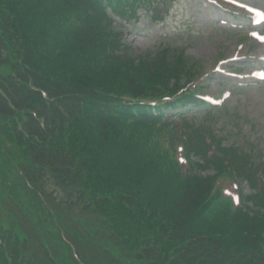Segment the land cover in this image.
Wrapping results in <instances>:
<instances>
[{
    "label": "trees",
    "instance_id": "obj_1",
    "mask_svg": "<svg viewBox=\"0 0 264 264\" xmlns=\"http://www.w3.org/2000/svg\"><path fill=\"white\" fill-rule=\"evenodd\" d=\"M151 1L0 0V197L25 218L1 207L0 264H264V177L212 110L182 114L207 106L202 67L169 46L136 57L115 25Z\"/></svg>",
    "mask_w": 264,
    "mask_h": 264
},
{
    "label": "rangeland",
    "instance_id": "obj_2",
    "mask_svg": "<svg viewBox=\"0 0 264 264\" xmlns=\"http://www.w3.org/2000/svg\"><path fill=\"white\" fill-rule=\"evenodd\" d=\"M257 2V5L264 9V0ZM206 3L208 4L207 0H178L166 23L162 25L156 26L148 18L142 17L136 25L129 26L125 30L128 33L126 47L134 56L153 54L164 46L183 48L188 57L190 56L195 62V67H203L206 71L210 70L211 76L206 83L211 87L220 85V89H222L226 86L225 84L234 80H244L232 78L227 69L234 64H238V68H240L242 63L248 66L242 69L241 75L252 72L255 67L260 69L258 62L253 58L250 59L251 56L259 52V47L250 41H244L242 39L243 32L233 31L231 27H221L217 9ZM250 5L255 6V1ZM231 12L236 13V10ZM235 16L239 15L227 17V21L230 20L231 23L237 24ZM240 43L241 49L238 47ZM214 66H218V70L222 72L214 73ZM228 88L231 89V87ZM233 95L230 98L232 101L239 100L238 113L249 122L231 117L227 115L228 110H222L216 112L217 126L222 130L221 134L226 137L228 142L242 147L246 157L254 162L264 163V81L249 90L236 89ZM2 185L10 189L15 184L13 185V181L7 180V183H2ZM15 189L18 190L23 209L29 214L32 221L36 222V213L29 206L28 198L25 197L22 190L20 191L19 185H15ZM48 189L49 192L54 193L56 201L63 198V193L61 194L55 183ZM9 203L12 205L10 201ZM16 203L18 204V201ZM1 207L6 211L10 210L11 214L23 224L25 218L19 214L17 216V209L7 204L3 197H0V217L4 221L7 218L11 220V216L4 217L5 211ZM67 225L74 230L77 226L71 221H68ZM36 227L39 232L43 233V230L48 228V224L43 222ZM46 239L51 242V237Z\"/></svg>",
    "mask_w": 264,
    "mask_h": 264
}]
</instances>
